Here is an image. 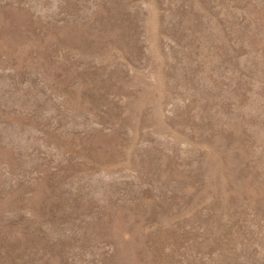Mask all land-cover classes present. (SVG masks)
I'll return each instance as SVG.
<instances>
[{"label":"rangeland","instance_id":"1","mask_svg":"<svg viewBox=\"0 0 264 264\" xmlns=\"http://www.w3.org/2000/svg\"><path fill=\"white\" fill-rule=\"evenodd\" d=\"M0 264H264V0H0Z\"/></svg>","mask_w":264,"mask_h":264}]
</instances>
